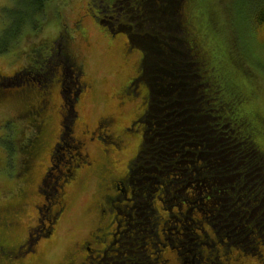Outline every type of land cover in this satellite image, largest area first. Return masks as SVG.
Wrapping results in <instances>:
<instances>
[{
	"label": "trees",
	"instance_id": "obj_1",
	"mask_svg": "<svg viewBox=\"0 0 264 264\" xmlns=\"http://www.w3.org/2000/svg\"><path fill=\"white\" fill-rule=\"evenodd\" d=\"M11 1L23 10L18 9L19 12L12 18L17 30L26 23L31 30L45 23L47 5L51 0ZM140 1L90 0L88 4L91 12H97H92L95 20L101 19L97 17L101 12L100 15L105 16L114 27L112 31L121 32L123 28L131 27L130 34H159L164 44L168 43L167 40L173 41L179 32L180 39L177 40L182 43V48L173 44L170 49L167 45L161 47L157 44L165 58L157 65L162 68L161 72L148 73L149 80L144 78V74L135 81V85L140 87L149 86L150 98L141 119L144 136L130 170L131 182L137 172L140 179H149L157 185L153 187V193L146 192L144 196L145 200L149 199L148 209L152 216L147 223L148 228L144 222H137L138 228L134 227L130 238L133 242L129 244L127 241L128 248L123 247L127 251L135 247L137 253H143L128 255L121 260L118 255L115 263L111 262L183 264L181 257L184 258V253L196 251L200 257L197 264H236L246 260L264 264V108L258 102L262 89L255 85L254 71L250 66L253 64L251 51L254 47L250 44L257 43L264 48V0H252L253 8L247 15L244 14L245 25L237 21L233 8L230 14L233 15L231 20L235 30L230 27V31H237L238 36L231 37L227 33L229 25L224 19L226 10L220 0H174L172 4L169 1L173 0H144L142 4ZM116 2L120 6L117 7ZM229 4H233L232 1ZM226 5L228 8L229 5ZM153 6L157 9L152 10ZM163 8L177 12L175 22L181 26L177 33L173 34L175 23L172 20L165 24V28L160 26L167 23L170 16ZM55 13L57 17L61 12ZM129 13H133L135 19ZM60 16L61 24L56 36L47 41V46L40 44V48H33L36 53H50L54 40L56 47L66 43L69 34ZM161 17L166 18L164 23L162 20L157 22L156 19ZM150 45L143 42V46L139 47L146 54L144 63L149 55L156 53L154 50L157 48ZM55 62L57 60L52 66H47L49 69L45 75L57 76ZM18 80L2 76L0 97L10 94L11 85H19ZM162 81L166 83L162 84ZM44 82L47 84L44 83L46 94L51 95L49 78ZM40 87L36 85L29 94L30 99L41 90ZM128 90L126 96L132 93ZM30 108L25 121L34 131L30 132L24 149L30 154L31 174L37 160L50 147L57 130L56 125L53 127L54 117L47 122L38 118L47 112V108L44 110L43 106L39 115L33 114ZM72 121L69 119L66 122L69 131L73 127ZM148 125L151 128L148 131L157 140L151 144L145 143ZM27 167L23 166V169ZM58 187L51 192V202L55 204L60 202L61 186ZM169 188H176L178 192L171 202L166 195ZM131 195H134V189ZM130 199L134 201L135 197ZM123 200L127 201L125 196ZM16 205L14 203L6 209L14 211L19 208ZM102 208L103 214L109 213L110 208ZM174 210L183 218L184 212L191 215V222L185 224L181 221L166 227L177 217ZM47 212L54 221L57 211ZM103 229L100 223L94 232L99 234ZM138 230L144 233L143 237L136 235ZM166 231L175 235L174 239L170 238V241ZM177 236L182 238L174 243ZM113 248L117 250L115 246ZM167 248L169 251L165 253Z\"/></svg>",
	"mask_w": 264,
	"mask_h": 264
},
{
	"label": "rangeland",
	"instance_id": "obj_2",
	"mask_svg": "<svg viewBox=\"0 0 264 264\" xmlns=\"http://www.w3.org/2000/svg\"><path fill=\"white\" fill-rule=\"evenodd\" d=\"M89 1L90 0H51V2L47 5V15L45 18V23L43 22L42 26L39 25L37 28L35 27V29L31 30V26L28 25L29 23H26L25 25H22L23 27L21 26V28L17 30L12 18H14L15 13L17 15V12L23 10L21 8L19 9L17 5H14L11 0H0V75L5 77H14L17 75L16 73L20 71V74L16 76V79H19L17 81L19 85H11L9 89L11 93L0 97V202H4L5 200L11 199L12 197L16 198L19 189L24 187L21 183V180L23 177L27 176L30 171L28 170L30 165L26 159V149L23 148L25 143L28 141L27 138L30 136V132L32 133L34 128H30L29 122L25 121L27 120L26 116L20 117V112L22 108L28 110L27 103L30 101L29 94L32 93L36 85H40V89L45 93H47L45 87L47 84L44 82L45 80H48L49 78V83H51L49 92L53 91L56 88V85L53 83L55 82L53 81L55 78L54 76L52 78V76L49 74L45 75L49 67L48 69L45 68L30 71V76L29 74L27 75L26 71L29 70V67L31 70L35 66L34 56L38 53H36L37 50L34 51L33 48H40V44L47 46L49 43L47 41L56 36L58 27L61 24L60 14L62 15V22L64 26L70 29H74L78 20L81 19L80 22L84 23L85 28L90 36L91 46L87 47L86 44L82 43L81 41H76L74 44L75 51L78 53L79 60L84 67L86 77L89 78L94 86V92L87 97L88 99L86 103L82 105V110L87 114L89 122L91 123L90 125H92V123H94L100 115L105 114L108 108L113 110L118 104L121 107L126 106L124 108V112H127L128 116H130L135 110L142 111V98L140 95H133L130 93L124 98L123 94L117 95V91H121L123 89L122 87L125 86L124 83L126 82V78L128 76L126 74L134 73V68L131 69L130 65L138 60L139 48L133 47L130 49L129 55L131 56L128 55L127 58H123V62L126 66L122 67V53L119 49L123 43L122 41L127 37V35L113 33V35L119 39H117L114 47H110L109 38L104 35L105 32L101 31L102 28L97 23V20H91L90 16H86L84 20H82L83 17H81V15L88 6ZM223 1H225V4H223ZM230 1H232L233 4H229ZM169 2L170 4L175 3L174 0ZM116 3L117 7L120 6L118 2ZM220 4L226 10L224 19H226L227 25H229L227 33L230 37L233 35L238 36L237 31L236 33L234 31L231 33L230 31V27L235 30L234 22L231 20L233 19V15L230 14V12L235 9L237 21L245 25L244 14L247 15L248 12L253 8L252 0H220ZM226 4L229 5L228 8ZM55 9L56 11H54ZM128 9H131L130 5H128ZM155 9H157V7L153 6L152 10ZM163 10L164 12L167 11L170 14L169 18L167 19L168 21L167 23H164L166 18L161 17L160 19H156L157 22H161L162 20V23L164 24H161L160 26L165 28V24H169L170 20H172L175 23L173 24L175 29L173 34L177 33L176 31L179 29V27H181L179 22H175L177 12L170 8H163ZM55 12H57V14L58 12L61 13L56 17ZM92 12L97 14L95 11ZM153 14L155 15V12H153ZM160 14L164 16L163 12ZM105 15L107 17L109 16L108 13H105ZM129 15L133 18L135 16L133 13H129ZM97 17H103L105 20H108L105 16L100 14ZM156 20L154 19V21ZM137 23L139 24L138 21ZM21 29L23 31L19 35V31ZM73 33L75 35L78 34L75 31H73ZM178 35L179 32L176 34L177 38L174 37L173 41L167 40L168 43L165 44L159 38V34L137 36V39H143V42H147L148 44L151 43L150 47L152 46L154 48L158 47L157 44H161V47L167 45L169 49L171 47L173 48L174 45H177V48H182V43L178 41L180 39ZM262 43L264 44V39ZM250 46H254L253 50L251 51L253 55L251 58L253 64L250 66L254 71V78L256 80L255 85L262 89V91H260L261 97L259 98L258 96V102L259 105L264 108V48L257 45V43H251ZM240 50H242V48H240ZM154 51H156L158 55L156 53L152 54V56L149 55V57L146 58V62L144 63V78L148 80V73L156 74L161 72L162 68L158 67L157 65H160V62H162L161 60L165 59L162 49L157 48ZM55 60H58L55 62V64L58 66L61 60L58 58H55ZM55 60H50L49 66H52V63H54ZM61 62L65 76V96H68V89L71 88V96H68V100H71L73 99L74 91L79 87L78 81L75 74H71L67 63L65 61ZM173 66L175 65L173 64ZM3 79L5 78L3 77ZM31 80H33V82ZM4 81L5 80H3V82ZM44 83L46 84L45 86ZM165 83L166 82L162 81V84ZM34 97L35 96H33L32 99ZM124 99H127L128 101H125ZM122 101L124 103H122ZM154 102L155 101L152 103ZM147 119L152 121L150 117H147ZM55 125L56 124L54 123L53 127ZM73 125L74 120L72 126ZM139 127L140 125L137 128ZM148 129H151L149 125L147 127V139L145 143L151 144L157 140L152 136ZM72 132L73 130L69 131L66 129L63 133V142H60L59 144L54 162L58 170L66 166V162L69 160L68 155L72 154V150L76 146V144L70 138ZM133 137L137 139L136 136ZM106 138V146L110 147L111 139H108V137ZM97 145V142L95 144L89 145L90 152L96 154L98 150ZM134 151L135 146L133 145L132 148L128 149V151L123 154V156H125L123 161L127 158L129 159ZM27 165V169H23L22 166ZM134 169H136V166ZM34 170L37 172L39 169L38 167H34ZM57 174L58 171L54 170L53 176L46 180L47 187L45 189L47 190L48 194L61 185L60 181L62 178L57 180ZM132 184L134 195L128 193L127 197L132 198L134 196L136 202L135 200H122L114 202L115 206L120 212V214H118V220L121 225L119 227V234L116 237L117 245L115 246L118 250L117 254L120 256V260L124 258L126 259L129 257L128 255L137 256L143 253H137V249L135 247L134 249L131 248L132 250L129 249L128 251L127 249L123 250V247L128 248V243L130 244L133 242L130 238L133 236L132 232L135 231L134 227L138 228L136 223L144 222L145 227L148 228L147 223L150 217L152 218L148 209L149 199L145 200L144 196L146 195V192L153 193V187L157 185V183L149 179H140L137 175V172H135L132 176ZM121 188H123V186H121ZM175 189L169 188L168 191L166 190V195L168 196L169 202H171L174 196L178 194ZM71 191L72 195L70 197V208L65 212L60 222L56 225V235L54 234V237L56 236L55 244L47 251L43 264H52L55 260L60 259L64 255L65 251H67V249L70 248L75 241H79L82 237L87 235L88 231L93 228V221L95 219L97 221V214L94 210V204L96 203L100 193L97 187L96 177L91 175V177L86 180L83 185L74 186V188H71ZM179 193L182 192L179 191ZM34 202L37 204H42V198L39 194L34 197ZM100 203L101 202L98 204ZM189 207L190 206L187 207L188 210L190 209ZM183 211L185 210L183 209ZM174 212L177 217L172 219L171 222H168L166 227H171V225L181 221L185 224L191 222V215L188 213L184 212L185 217L183 218L177 214V210H174ZM186 215L189 217H186ZM36 217V209L30 206V217L25 216V220L27 222L30 220V223L33 224L36 221ZM168 231H166V233ZM140 232L141 231L138 230L136 235L143 237L144 233L141 232L140 235ZM167 236L170 241V238L174 239L175 237V235L169 233H167ZM179 238H182V236H177L174 243H177ZM164 251L167 253L169 249L167 248ZM111 255L112 253H108L106 256L103 255L100 259L101 264H113L111 262L112 259H110ZM183 257L184 258L181 257V259H184V261H182L183 264H197V261L200 258L198 257L196 251L190 252L189 254L185 252ZM46 260H49V262L45 263ZM236 264L260 263L246 260Z\"/></svg>",
	"mask_w": 264,
	"mask_h": 264
},
{
	"label": "flooded vegetation",
	"instance_id": "obj_3",
	"mask_svg": "<svg viewBox=\"0 0 264 264\" xmlns=\"http://www.w3.org/2000/svg\"><path fill=\"white\" fill-rule=\"evenodd\" d=\"M143 2L144 0L140 1L141 4ZM86 16H90L91 20H95L94 18L96 17L93 16L89 5L81 15L83 17L82 20ZM100 18L97 23L101 26V31L105 32L104 35L109 38L110 47H114L117 39H119L113 33L127 35L119 49L122 53L121 66L125 67L123 58H127L131 48L142 47L143 41L137 39V36H139L137 33L130 34L131 27L129 29L125 27L121 32L112 31L111 29L114 27H112L111 23L103 17ZM80 20H78L74 29L67 28L69 37L66 43H63L61 47H56L54 40L51 52L45 55L41 53L35 55L34 68L30 70L29 67V70L26 71L27 75L29 74L30 76V71L45 69L49 65L50 60L59 58L61 61L67 63L71 74H75L79 87L74 91L73 99L68 100L72 89L69 88L68 96H65V76L62 62L60 61L57 66V76L55 77L56 88L51 92V95L38 90L35 97L27 103V107H31L30 109L33 114L39 115L38 113L42 111L43 106L44 110L47 108V112L38 118L47 122L54 117L57 132L52 137L53 140L46 153L37 160L35 166L39 170L35 174V170L31 172V176L29 171L28 175L23 177L21 183L24 187L19 189L16 198L12 197L4 202H0V264H43L47 251L55 244L56 236L54 237V234L56 232V225L70 208L71 188L83 185L91 175L96 177L100 193L94 204L97 221L96 219L93 221V228L95 229L97 224L101 223L104 229L99 234L95 233L93 228L90 229L86 236L82 237L79 241H75L65 251L64 255L52 264H101L100 259L103 255L106 256L108 253H112L110 259L113 262L118 257L117 250L113 246L117 245L115 237L118 235L121 223L118 220L119 211L114 202L116 200L122 201L124 196L127 201H130L131 199L127 197V194L133 193L130 170L143 141L144 125L141 119H143L147 111L150 98L148 95L149 86L145 84L144 87H140L138 84L135 85V81L144 75L146 54L142 48H139L138 60L130 65L131 69L134 68V73L126 74L128 76L124 83L125 86L122 87L124 92L122 90L117 91V95H122L123 93V98L126 96V89H129L128 91H131L133 95H140L142 98V111L135 110L128 116L127 112H124L126 106L121 107L118 104L113 110L108 108L105 114L100 115L90 125L91 123L87 114L82 110V105L86 103L87 97L94 92V86L89 78L86 77L84 67L79 60L78 53L75 51L74 44L76 41H81L87 47L91 46V44L88 31ZM73 31L78 34L75 35ZM19 72L16 74H20ZM17 75L11 78H15ZM0 78H2L1 75ZM125 101L128 100L126 99ZM122 103L124 102L122 101ZM28 112L29 110L22 108L20 117L26 116ZM69 119L74 120V125L71 128L73 130L71 140L78 146L72 154L68 155L69 160L66 162V166L58 170L54 164L55 157L60 142H63V133L66 129V122ZM139 125L140 127L137 128ZM133 136H136L137 139ZM106 137H112L110 147L106 146ZM29 139L30 137L27 138L28 141ZM96 142L98 150L94 154L90 152L89 145ZM133 145L135 146L134 153L129 159L127 158L123 161L125 158L123 154L132 148ZM26 156L30 165V154L27 153ZM54 170L58 171L57 180L62 178L60 181L61 190L59 191L60 202L58 204L51 202V197L53 196L51 193L48 194L45 189L47 187L46 180L53 176ZM38 194L42 198V204L34 202V197ZM99 202L101 203L98 204ZM14 203L19 208H16L14 211L6 209L7 206ZM30 206L34 207L37 211L36 221L33 224L30 223V220L29 222L25 220V216L30 217ZM105 206L108 209L110 208L107 214H103L105 212H103L102 207ZM47 211H57L58 215L54 221L51 220ZM48 262L49 260H46L45 263Z\"/></svg>",
	"mask_w": 264,
	"mask_h": 264
},
{
	"label": "water",
	"instance_id": "obj_4",
	"mask_svg": "<svg viewBox=\"0 0 264 264\" xmlns=\"http://www.w3.org/2000/svg\"><path fill=\"white\" fill-rule=\"evenodd\" d=\"M139 41H143V39H138Z\"/></svg>",
	"mask_w": 264,
	"mask_h": 264
}]
</instances>
